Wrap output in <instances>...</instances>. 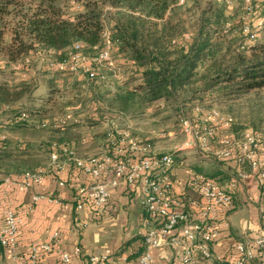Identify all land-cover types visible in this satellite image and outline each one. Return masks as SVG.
Here are the masks:
<instances>
[{"label": "trees", "instance_id": "1", "mask_svg": "<svg viewBox=\"0 0 264 264\" xmlns=\"http://www.w3.org/2000/svg\"><path fill=\"white\" fill-rule=\"evenodd\" d=\"M179 2L180 0H0V55L7 66L21 63V67H27L24 60L31 52L53 50L55 61L64 64L70 59L72 53L69 48L74 44H81L82 55L90 58H98L108 45L110 60L97 61L94 71L99 77L89 79L94 92L89 101L96 102L97 112L101 114L108 110L119 115L138 117L155 106L158 113L171 108L177 111L179 117L188 108L192 112L196 107L203 111L209 110L201 107L208 97L219 104L264 89V17L258 31L251 29L250 34L244 35L243 21H240L238 31L230 29L231 32L227 34L224 31L227 26L224 23L223 3L214 1L202 7L200 0ZM9 17L16 20L17 27L11 40L5 42L6 20ZM186 24H191L192 33L188 31ZM104 33L108 34V38L104 37ZM226 35L232 38L234 50L229 48V51L221 54L216 42L221 37L228 38ZM110 61L117 63L113 68L104 67ZM116 70L121 78L116 77ZM48 73L52 74L53 81H48L45 96L35 95L38 84L34 80L0 81V115L10 113L9 117L0 122L1 133L3 130L46 128L49 125H46V121L52 123L55 115L58 117L64 114L67 107L79 103L86 105L79 96L78 86L65 89L78 93L73 100L61 101L64 92L54 82L63 73L59 70ZM232 125L233 121L227 128ZM79 127L78 124L64 125L51 130L52 140L46 151L47 158L56 152L60 160L64 159V148L77 155L72 147L76 146L79 138L73 132L78 131ZM1 133L2 177L35 173L44 168L42 162L47 158L33 157L26 151L11 148L10 142L1 138ZM108 135L109 131L103 133L101 138L110 146ZM72 142H75L74 146L70 145ZM140 143L147 146L150 144L149 141ZM182 160L179 153H173L172 168L178 167ZM216 162L220 165L224 163ZM191 169L193 175L204 176L220 185L231 179L217 171L205 173L199 168ZM244 171L246 172L245 169ZM77 173L80 174L78 171ZM220 176L222 178L218 180ZM258 182L262 202L264 180ZM186 188L197 193L189 181ZM232 195L233 205L228 212L236 208L235 194ZM142 208V222L149 223L148 229L162 227L164 219L150 216ZM146 231L141 226L140 233L120 247L117 255L126 254V263L136 264L146 253ZM236 243L232 246L226 263L214 256L211 261L202 257L198 259L209 264H233ZM1 250L5 251L0 245ZM262 250L255 249L252 260Z\"/></svg>", "mask_w": 264, "mask_h": 264}, {"label": "crops", "instance_id": "2", "mask_svg": "<svg viewBox=\"0 0 264 264\" xmlns=\"http://www.w3.org/2000/svg\"><path fill=\"white\" fill-rule=\"evenodd\" d=\"M116 63V61H110L104 67L113 68ZM116 72L119 73L117 70ZM119 76L121 75L118 74L116 77L119 78ZM71 86L72 83H69L65 89H70ZM111 90H113L112 86ZM80 106L82 105L67 107L65 115ZM89 112H91V116L86 121L85 119H74L78 125L87 122L86 126L84 125L85 134L89 133L86 142L84 139L82 144V140L79 138V133H82L80 132L81 127L78 131L73 132V135L79 139L76 146L72 148L77 152L76 156L82 159L93 156L104 147H108L101 135L114 130L127 133L132 140L137 142L149 141L150 149L155 152L176 153L173 144L168 142L164 144L152 143L150 138L144 136L145 134L138 136L132 134L134 128H131L130 124L136 119H143L146 115L132 117L114 114L108 110L101 114L97 112V104L94 101H89ZM148 112L149 110H146V113ZM111 117L114 118L111 119ZM66 119L73 118L69 115L64 116L63 120L58 121L57 119V122L52 123V127L58 126L59 129L64 125L67 126ZM6 131H12L17 135V133L28 130ZM148 135L154 136L155 134L151 132ZM171 136V132L161 135V137L169 138ZM14 137V135L8 136V138H12V140L8 139L9 142L14 144L18 141L20 143L16 144V147L10 144L11 148L26 151L33 157L44 158L43 155L31 153L25 148L28 146L29 140L13 139ZM90 141H98V144L96 146L90 145ZM221 141L222 138L217 133L211 142L220 144ZM21 144L23 145L21 146ZM74 144L75 142H72L70 145L74 146ZM111 154L115 155L117 159H120L122 155L117 150L111 151ZM256 154L257 158L264 162V146H260ZM179 155L183 160L178 167L172 169L171 194L174 200L172 210L174 212H189L194 219L199 215L200 203L198 194L186 188L187 181L193 175L191 166L200 170L201 165L210 162L211 170L223 173L229 178L234 177L237 171L241 169H245L249 174L245 180L238 183L237 189L233 193L235 194L236 204L234 206L236 205V208L224 215L219 214V219L226 222L227 226L221 225L212 242L211 251L216 259L226 263L231 248L236 242L253 241L264 237V205L260 202L259 182L254 175L250 174L249 168L240 167L234 161L222 162L220 165L207 154L191 149L184 150ZM48 160L49 158L46 159V161ZM190 160L192 163H189ZM46 161L42 162L44 168L47 164ZM50 171L52 173L44 175L29 189H25L21 185L23 182L22 175H18L17 178L15 175H11V181L7 183L0 181V220H2V212L9 209L14 211L18 219L15 248L12 252L0 251V264H65L61 260L62 255H72L76 248H80L81 255L72 257L69 264H86V260L91 254L108 256L110 264H128L125 261L126 254L119 256L117 253L125 242L141 231L143 219L142 185L138 184L134 189L128 190L123 183H120L116 187L109 188V201L100 210L91 211L86 205L81 210H77L76 189L83 185L93 184L96 180L88 179L77 173L70 164L65 166L64 171L56 172L55 169ZM220 178L222 176L217 179ZM102 179L109 182L112 177L103 176ZM60 181L65 182L63 187L59 186ZM34 195L40 196V198L33 204L32 197ZM172 234L180 235L179 229L173 231ZM158 240L161 242V246L158 248L148 247L145 253L149 256L151 264H179L184 242L171 245L167 238L158 237ZM45 244L51 246L50 252L40 250V247ZM198 260L200 264H209L202 259ZM247 264H264V248L255 260Z\"/></svg>", "mask_w": 264, "mask_h": 264}, {"label": "built area", "instance_id": "3", "mask_svg": "<svg viewBox=\"0 0 264 264\" xmlns=\"http://www.w3.org/2000/svg\"><path fill=\"white\" fill-rule=\"evenodd\" d=\"M243 1L246 13L259 9L253 0ZM179 3H183V0H180ZM241 20L243 21L242 18ZM250 32L249 26L245 24L242 33L248 35ZM104 37L108 38V34L104 33ZM76 45L73 47L80 52L82 45ZM106 48L96 58L97 60H110L108 57L110 47L107 45ZM76 53L74 51L73 55ZM27 62V60L24 61V63ZM62 64L56 62L52 67L61 70ZM86 76L88 80L99 77L91 68L86 69ZM193 113L196 119L188 118L183 112L179 116L178 126L183 144L178 152L191 149L201 151L216 161H234L240 167L247 166L250 174L254 175L256 179L264 180V162L260 161L256 154L259 147L264 146V136L252 133L246 134L238 140L226 138L221 141L222 148L213 151L211 148L209 149V142L219 130L227 128L232 123V119L216 110L205 112L199 107H196ZM108 136L111 141L110 146L104 147L92 157L82 159L76 157L73 151L64 148L62 150L65 154L64 159L60 160V156L56 152H53L49 158L47 168L50 170L55 169L56 172H60L67 164L71 163L81 175L96 180L93 184L83 185L76 189V209L81 210L86 205L91 211L100 210L109 201L110 187H116L123 183L128 190H131L140 184L143 192L142 206L146 213L164 219L161 224L162 227L159 229H148L149 223L147 221L142 222V228L147 230L145 239L147 246L160 247L161 242L158 237L167 238L171 245H178L182 241L184 245L179 259L180 264H199L197 260L199 256L211 261L213 256L211 243L217 236L221 225L227 226L226 222L219 219V214L224 215L232 209V194L237 189L238 183L245 180L249 174L244 170H238L235 176L224 185L201 175H192L188 181L197 191L201 203L199 215L194 219L189 212H174L172 210L174 206L171 195L173 153L155 152L149 146L132 140L127 133L114 130L109 132ZM115 137L118 138V142ZM1 138L3 139L2 136ZM113 150L119 151L122 158L115 159V155L111 154ZM46 170L42 168L35 173L23 174L21 185L25 189L31 188L33 183L41 180ZM103 176H111L112 179L109 182L104 181ZM1 181L10 182L11 176L2 177ZM64 185L65 182H59L60 187ZM39 198L38 196L33 197L32 203H36ZM262 203H264V197ZM1 219L0 245L5 251L12 252L17 241L18 219L11 209L3 211ZM177 229H179L180 235L172 234ZM257 248H264V237L253 241L237 242L233 264H247L254 258ZM40 250L50 252L51 246L49 244L42 245ZM80 255V248H76L72 255H62L61 260L68 264L72 257H79ZM86 264H110L109 257L91 254L88 256ZM136 264H151V261L149 256L144 254Z\"/></svg>", "mask_w": 264, "mask_h": 264}, {"label": "rangeland", "instance_id": "4", "mask_svg": "<svg viewBox=\"0 0 264 264\" xmlns=\"http://www.w3.org/2000/svg\"><path fill=\"white\" fill-rule=\"evenodd\" d=\"M193 0H189L191 3ZM202 7H205L204 5H207L209 2L213 3L214 1L217 3H223L225 6V12H224V23L226 24L224 31L229 34L231 31L230 29H234L238 31V27L240 26V21L242 22L241 18L243 19V25L250 26V30L252 29L254 32L258 31L259 24L261 23L263 17H264V0H253L254 4H257L259 6V9L257 11L244 14V1L243 0H200ZM192 15V14H190ZM185 17V16H183ZM193 19V15L190 16ZM246 19V20H245ZM184 20V19H183ZM7 25L5 28V35H4V41L9 42L14 34V29L17 27L16 20H13L12 17H9L7 20ZM185 21V20H184ZM185 25V24H184ZM187 29L190 33H192L191 24H186ZM185 26V27H186ZM223 27V28H224ZM225 36V35H223ZM228 36V35H226ZM258 38V35H257ZM232 38L228 36V38H219V40L216 42L217 48H219V53L224 54L225 52L231 50H234L232 43ZM76 45V44H75ZM74 45V46H75ZM76 46H80V44H77ZM107 49V48H106ZM69 51L72 53V56L70 60H68L67 63L62 64V69L59 71H62V75L55 80V85L63 90V98L60 99L61 101H67L73 100L76 92L73 90H65L67 84L72 83V86H78L80 89L79 96L80 98L84 100V103L86 105L80 106L76 110H73L70 112L69 117L72 116L73 119H66L65 123L67 125H74L77 123L74 122V119H89L91 116V112H89V99L93 96V89L92 85L89 83V80L86 76V69H93L96 68L95 64L97 61L96 58H90L87 56H83L81 51L79 52L76 48L72 47L69 48ZM74 51L77 53L73 55ZM0 55V81L2 80H8L10 82H18L21 81V79H31L34 80L38 84V89L36 91V96H45L47 93V84L48 81L52 80V74L48 73L51 70H58L55 67H52L56 61L54 58V51L53 50H37L35 52H31L29 55L26 56V59L28 62L25 63L27 67H21V63L12 64L11 66H7L6 62L1 58ZM108 57H111V53H108ZM24 60V61H25ZM99 68V67H98ZM4 74V76H3ZM122 76H119L121 78ZM52 83V82H51ZM74 92V93H73ZM205 101V104L203 103L201 107L209 110H205V112H209L212 108L213 110H216L220 112L221 114L228 116L232 119L233 125L230 128L221 129L218 131V136L223 139H233L238 140L242 139L246 134H252V133H260L264 135V89L256 92H252L242 98L239 99H233V100H225L223 102H217L214 99H209ZM79 104L73 105L76 107ZM211 109V110H212ZM149 112L146 113L145 117L143 119H136L133 123L130 124L131 128H134L132 134L133 135H142L147 136L150 138V141L152 143H158V144H164V143H170L173 144L174 150H177V153H181L182 151L178 150L181 148L183 144V139L180 135L179 126H178V114L177 111H174L171 108H168L160 113H158L157 108L155 106H152L151 108H148ZM186 115L190 119H196L195 114L192 112L191 108H188L185 110ZM10 113L8 115L3 116L0 115V120H2L5 117H9ZM66 112L62 115H59L58 118L55 115V118L53 119L52 123L57 122L60 120H63ZM114 115L113 113H111ZM114 117H111L113 119ZM48 120V119H46ZM52 123H48L46 121V125H48L46 128H38L37 130H28L26 132H20L17 133V135L12 131H6L3 130L1 133L3 139H9L12 140V135L15 137L13 139H21V140H29L28 146H25V148L34 154H41L46 159L48 157V154L46 151H48V146L51 143L52 140V134L51 130H55L58 126H53ZM121 125V122H119ZM87 124V122L85 123ZM85 124L82 125V123L79 124V126L83 129H81L79 133V138H81V143L83 144V140L86 142L89 138V133L85 134ZM123 124V123H122ZM85 125V126H84ZM79 127V128H80ZM154 132V136L148 135V133ZM172 133V136L169 137H161V135L165 133ZM87 139V140H86ZM8 140V141H9ZM20 142L16 141L13 145V147H16ZM98 144V141H90V145L96 146ZM23 144H21L22 146ZM20 147V146H18ZM212 149L213 151L220 150L222 148V144L217 142H209V149ZM184 151V150H183ZM92 157V156H90ZM190 157V156H189ZM47 164L45 165V168L47 169L45 172V175H49L52 173L50 169H48V163L49 161H46ZM189 163H192V160L189 161ZM208 165V166H207ZM211 163H205V165H201L200 171L205 173H211L210 168ZM192 167V166H191ZM64 171V169H63ZM8 177V176H7ZM2 176L0 175V181ZM34 184V183H33ZM32 184V185H33ZM32 187V186H31ZM37 195H34L33 197H36ZM32 197V198H33ZM40 197V196H38ZM69 264V263H68Z\"/></svg>", "mask_w": 264, "mask_h": 264}]
</instances>
